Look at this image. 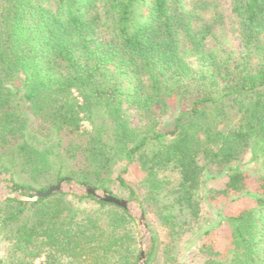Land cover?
Returning <instances> with one entry per match:
<instances>
[{
	"label": "trees",
	"instance_id": "obj_1",
	"mask_svg": "<svg viewBox=\"0 0 264 264\" xmlns=\"http://www.w3.org/2000/svg\"><path fill=\"white\" fill-rule=\"evenodd\" d=\"M225 1L0 0L9 193L71 179L115 195L118 183L166 229L169 261L200 226L204 197L250 196L226 218V247L208 229L199 251L204 264H264V0ZM174 107L162 131L159 116ZM246 150L256 175L237 164ZM224 172L223 187L206 186ZM148 225L151 264L159 234ZM0 237L9 244L0 264H139L141 255L135 217L92 194L0 198Z\"/></svg>",
	"mask_w": 264,
	"mask_h": 264
},
{
	"label": "rangeland",
	"instance_id": "obj_2",
	"mask_svg": "<svg viewBox=\"0 0 264 264\" xmlns=\"http://www.w3.org/2000/svg\"><path fill=\"white\" fill-rule=\"evenodd\" d=\"M225 6L230 8L229 0L225 1ZM236 46H239V41L236 35H231ZM180 109L174 107L170 109L166 114L159 116L160 125L159 128L162 131H167L171 129L174 125V120L178 115ZM139 124L138 121H135ZM243 158L237 163L240 168L247 169L250 173L256 175L260 172V165L255 162L252 158V153L250 150H246L243 153ZM140 176V172L135 168H131V179H137ZM227 180V173L219 175L218 177H208L206 186L208 188H221L225 185ZM59 183V182H58ZM57 183V184H58ZM52 187V186H51ZM114 194L120 198L127 199L128 192L123 189L118 183L113 186ZM9 192L7 182L3 175L0 176V198L2 193ZM135 202V201H134ZM136 205H139L135 202ZM252 204V198L250 196H242L238 198H230L225 200H213L209 197H204L201 203L202 212H200L201 219L199 221V227L193 231H189L183 234V236L175 242L176 246L173 248L174 258L173 260H167V256L164 254V246L169 241V236L167 235L166 229H164L158 221L157 216L154 212L149 211L146 223L148 227V233L144 236V231L141 230L139 226V236H140V246L149 245L151 242L152 231L149 228L152 225L159 234V244H158V256L154 262L151 264H204L207 260V255L200 252V245L203 241L202 234L210 229L212 231L211 235L215 238V248L222 250L226 247L229 236V227L226 222V218L239 206ZM146 217V215H145ZM9 244L2 237H0V258H5L8 255ZM43 258L36 261L37 264H41ZM169 261V262H168Z\"/></svg>",
	"mask_w": 264,
	"mask_h": 264
},
{
	"label": "water",
	"instance_id": "obj_3",
	"mask_svg": "<svg viewBox=\"0 0 264 264\" xmlns=\"http://www.w3.org/2000/svg\"><path fill=\"white\" fill-rule=\"evenodd\" d=\"M61 191L72 192L77 194H92L97 199H100L102 201L116 203L124 207L130 214H132L135 217L141 230L144 231V236H146L149 231L143 209L141 208L140 205H136L133 200L120 198L116 195L111 194L107 189H100L90 184H84V183L79 184L71 179L69 180L63 179L58 184L50 187L47 190H33V189L27 190L26 193L32 194V196L24 195L21 194L20 192H14V193L4 192L2 193V197L5 198L6 196H14L25 200H37L39 197H47L51 194ZM148 247L149 245L142 246L139 264H146V254Z\"/></svg>",
	"mask_w": 264,
	"mask_h": 264
}]
</instances>
